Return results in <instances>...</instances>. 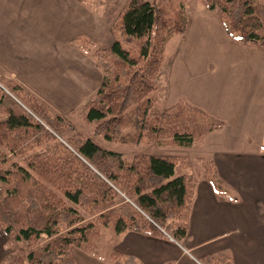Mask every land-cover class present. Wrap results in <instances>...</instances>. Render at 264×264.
I'll return each mask as SVG.
<instances>
[{"label":"trees","instance_id":"trees-1","mask_svg":"<svg viewBox=\"0 0 264 264\" xmlns=\"http://www.w3.org/2000/svg\"><path fill=\"white\" fill-rule=\"evenodd\" d=\"M200 2L207 10L219 9L230 38L264 45V0ZM177 5L125 1L111 26L112 44L95 53L110 71L83 107L94 136L122 145L189 147L222 127V121L184 100L154 110L150 93L164 49L186 28L183 7ZM184 159L141 153L127 165L123 152L77 131L34 93L0 76V228L10 242L26 245L13 264H76L71 247L83 248L98 223L112 224L116 233L180 243L188 233L194 196V183L176 172L188 168ZM204 165L203 177L221 188L213 162ZM117 258L109 254L112 264H120ZM201 261L233 264L228 253Z\"/></svg>","mask_w":264,"mask_h":264},{"label":"crops","instance_id":"crops-1","mask_svg":"<svg viewBox=\"0 0 264 264\" xmlns=\"http://www.w3.org/2000/svg\"><path fill=\"white\" fill-rule=\"evenodd\" d=\"M185 6V31L168 41L156 89L163 108L184 100L222 121L189 146L213 162L221 188L189 164L182 171L194 183L187 236L178 243L114 233L111 252L120 264H202L227 253L233 264H264V45L230 38L219 12L198 0ZM113 22L83 0H0V75L59 114L72 112L100 84L91 57L101 60L89 43L109 47Z\"/></svg>","mask_w":264,"mask_h":264},{"label":"rangeland","instance_id":"rangeland-1","mask_svg":"<svg viewBox=\"0 0 264 264\" xmlns=\"http://www.w3.org/2000/svg\"><path fill=\"white\" fill-rule=\"evenodd\" d=\"M126 0H83L86 4H88L89 11L98 12L99 14H103L104 18H106V21L108 23H112L118 13L121 11L124 3ZM152 2H159L161 3L162 0H149ZM172 6L175 8L177 7V4H180L183 7V11L185 14L186 9V2L191 3L192 5H195L197 0H170ZM200 1V0H198ZM217 12H219V9H217ZM186 16V15H185ZM81 44L85 45L86 39H81ZM88 43V42H87ZM89 52L90 55L95 56V53L98 49L104 48L100 47L98 43L95 45L89 43ZM88 46V45H87ZM94 46V47H92ZM91 57V56H90ZM96 59V58H95ZM91 57L92 62L96 64L98 77H101L110 71V67L107 63L104 61H98ZM57 69V68H55ZM1 76V75H0ZM4 77V76H3ZM158 77V76H157ZM6 78V77H5ZM15 81V80H14ZM156 81V80H155ZM17 82V81H16ZM156 88H158V83L155 82ZM152 95V96H151ZM151 98L154 100V110L157 112H160L162 110V104L160 102V94L158 90L150 93ZM83 103V102H82ZM85 105V104H84ZM84 105H78L75 107L72 112H66L64 117L66 120L71 122L77 131L85 134L86 136L92 138L97 143L103 145L104 147L111 149V150H117L121 151L125 154V164L129 165L132 158L141 153H170V154H177L184 156L185 162L190 164L191 168L193 169L194 173L198 171L197 174H201L204 172L205 165L204 163L207 160H210L207 158V156L202 155L198 153L199 151H196V145L193 147H172V146H159L156 144H144V145H122V144H115L104 141L101 137H96L93 135V124L87 123L84 120ZM194 144V143H193ZM196 151V152H195ZM180 171H185L186 169L178 167ZM3 186L0 184V197L2 196ZM121 200V199H120ZM119 201V200H118ZM114 233H116L113 229V225H101L98 223V231L96 235L90 239L89 242L85 244L83 248L78 247H71L70 251L73 257L75 258L76 264H108V258L109 254L112 251V238L114 236ZM26 250V245L24 242L19 243H12L8 240L6 234L3 232V230L0 228V264H13L14 258L17 255H20L22 252Z\"/></svg>","mask_w":264,"mask_h":264}]
</instances>
